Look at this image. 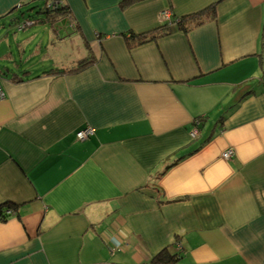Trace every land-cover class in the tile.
Wrapping results in <instances>:
<instances>
[{
  "label": "crops",
  "instance_id": "obj_1",
  "mask_svg": "<svg viewBox=\"0 0 264 264\" xmlns=\"http://www.w3.org/2000/svg\"><path fill=\"white\" fill-rule=\"evenodd\" d=\"M63 2L51 20L44 0H0L5 58L28 56L0 72V205L14 208L0 264H150L165 249L264 264V0ZM213 6L189 32L127 45L167 9Z\"/></svg>",
  "mask_w": 264,
  "mask_h": 264
},
{
  "label": "trees",
  "instance_id": "obj_2",
  "mask_svg": "<svg viewBox=\"0 0 264 264\" xmlns=\"http://www.w3.org/2000/svg\"><path fill=\"white\" fill-rule=\"evenodd\" d=\"M45 4L43 7V11L51 16V20L54 19V17L62 16L69 13V7L63 2V0H44ZM138 1L143 0H125L124 4L131 5L133 3H136ZM50 3H58L56 8L49 7ZM39 7V6H35ZM40 8V7H39ZM214 6L207 8L201 12H197L195 14H191L189 16H184L180 18H172L173 22L172 24L168 23H162L158 29L154 31H150L147 33L142 34H131L129 38L127 39V45L129 47L139 46L143 45L145 43L155 41L159 38H163L165 36L170 35L174 30V26L177 27V29L182 30L183 32H189L193 28H196L202 24H204L208 19L213 17L214 14ZM16 11V10H14ZM41 11V10H40ZM40 13V12H39ZM20 18H16L15 20H19ZM46 20L45 18H40L36 21H43ZM93 63L92 59H84L83 61H80L77 65L70 67V68H51L43 71L44 74H57V75H71L76 74L87 67L91 66ZM2 85V84H1ZM3 88V87H2ZM4 90V89H3ZM201 118H198L197 120H200ZM13 206L10 204H3L0 205V220L5 221L9 216V212H13ZM13 215V214H12ZM181 255L172 253L168 249L162 250L157 255H155L150 264H180Z\"/></svg>",
  "mask_w": 264,
  "mask_h": 264
},
{
  "label": "rangeland",
  "instance_id": "obj_3",
  "mask_svg": "<svg viewBox=\"0 0 264 264\" xmlns=\"http://www.w3.org/2000/svg\"><path fill=\"white\" fill-rule=\"evenodd\" d=\"M34 16L35 15H31V17H34ZM1 21L2 22L0 24V72L1 71L7 72L8 71L7 68L15 69L17 67L19 69H21L22 72H24L27 69L24 65H25V62L26 63L28 62V60H26V58H28V56L22 58V56L20 54L16 53V55L14 57L9 59L10 61L5 58L6 57L5 54L8 52V48L10 46L9 41L6 40V31H7L8 27L10 26L11 20L9 21L8 19L7 20L3 19ZM3 23H5V24L3 25ZM19 40H22V38H19ZM10 42H12V44H11L12 47L16 46V40L14 41V39L11 38ZM37 61H39V62H37ZM34 63H41V61L36 60V61H34ZM43 65L39 66L40 69H42L44 67ZM197 135H198V130L196 129L193 132V137H196ZM232 156L233 155H231L230 158ZM223 157H224V154H223ZM230 158H225V159H230Z\"/></svg>",
  "mask_w": 264,
  "mask_h": 264
},
{
  "label": "built area",
  "instance_id": "obj_4",
  "mask_svg": "<svg viewBox=\"0 0 264 264\" xmlns=\"http://www.w3.org/2000/svg\"><path fill=\"white\" fill-rule=\"evenodd\" d=\"M58 5V3H50L49 4V7H52V8H56V6ZM172 12L171 10L167 9L165 11H163L160 15V20L162 21V23H170L172 24L173 20H172ZM5 97V92L2 88V85H1V82H0V100L1 99H4ZM95 134V130L94 128L92 127H87L83 130H80L78 133H77V139L79 141H84L88 138H90L91 136H93ZM233 155V152L232 151H227L225 154H224V157L225 158H230V156ZM10 215L13 214V212H9Z\"/></svg>",
  "mask_w": 264,
  "mask_h": 264
}]
</instances>
